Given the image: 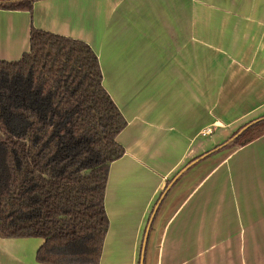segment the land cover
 <instances>
[{
    "label": "crops",
    "instance_id": "crops-1",
    "mask_svg": "<svg viewBox=\"0 0 264 264\" xmlns=\"http://www.w3.org/2000/svg\"><path fill=\"white\" fill-rule=\"evenodd\" d=\"M32 27L88 43L127 121L117 136L125 152L109 171L99 264H256L254 250L230 241L239 223L254 222L247 218L264 223V135L186 167L264 117V0H38L32 11L0 8V60L30 51ZM229 184L234 200L222 195ZM244 207L253 210L244 216ZM44 241L0 235V264H48L37 259Z\"/></svg>",
    "mask_w": 264,
    "mask_h": 264
},
{
    "label": "trees",
    "instance_id": "trees-1",
    "mask_svg": "<svg viewBox=\"0 0 264 264\" xmlns=\"http://www.w3.org/2000/svg\"><path fill=\"white\" fill-rule=\"evenodd\" d=\"M38 0H0L32 11ZM31 49L0 60V235L41 237L37 259L99 264L109 218L105 195L127 121L103 86L98 56L81 40L32 27ZM264 135V117L211 154Z\"/></svg>",
    "mask_w": 264,
    "mask_h": 264
},
{
    "label": "rangeland",
    "instance_id": "rangeland-1",
    "mask_svg": "<svg viewBox=\"0 0 264 264\" xmlns=\"http://www.w3.org/2000/svg\"><path fill=\"white\" fill-rule=\"evenodd\" d=\"M232 135V134H231ZM231 135H228L227 137H224L223 141L217 145L224 144L227 142L228 139L231 138ZM229 149V148H226ZM225 150V149H224ZM222 151V150H221ZM250 179L253 181V176H250ZM230 189L229 193L225 191L223 193L224 199L228 200H234L236 193L234 189L231 188V185L229 184ZM254 188H257V186H254ZM214 189V186L212 185L209 190H208V205H207V215L213 217L215 214V208L213 201L215 200V192L212 191ZM240 198L241 195H247V192L245 190L240 191ZM219 200L221 199V194H218ZM242 214L245 216L247 212L252 211L253 209H247V208H240ZM255 210V209H254ZM194 214V211L192 210V215ZM259 218L262 220L260 217H252V218H247L249 220H254V222L250 223H239L237 225V231L238 233L236 236L233 238L232 241H230V245L233 248H249L255 251V263L256 264H263L264 263V223L256 222V219ZM245 219V217L243 218ZM198 226V225H197ZM202 226V225H201ZM207 232L209 233H214L216 231V226L215 224H207ZM235 226L233 225V229ZM214 240H208V247H214ZM251 247V248H250ZM202 258V257H201Z\"/></svg>",
    "mask_w": 264,
    "mask_h": 264
},
{
    "label": "water",
    "instance_id": "water-1",
    "mask_svg": "<svg viewBox=\"0 0 264 264\" xmlns=\"http://www.w3.org/2000/svg\"><path fill=\"white\" fill-rule=\"evenodd\" d=\"M154 213H155V212H154ZM151 222H152V219L150 220V223H149V225H148V226H149V228H150Z\"/></svg>",
    "mask_w": 264,
    "mask_h": 264
}]
</instances>
